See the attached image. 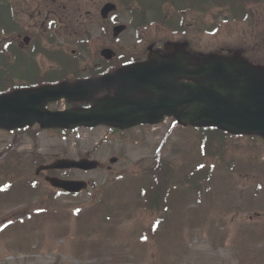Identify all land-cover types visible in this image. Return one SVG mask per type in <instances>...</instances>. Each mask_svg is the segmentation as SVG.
I'll list each match as a JSON object with an SVG mask.
<instances>
[{
	"label": "rangeland",
	"instance_id": "374dc122",
	"mask_svg": "<svg viewBox=\"0 0 264 264\" xmlns=\"http://www.w3.org/2000/svg\"><path fill=\"white\" fill-rule=\"evenodd\" d=\"M8 1L15 5L25 31L48 48L50 34L59 45L51 48L60 47L66 54L79 48L80 37H89L85 66L96 62L109 43L112 22H103L99 15L107 2L117 0ZM250 11L255 12L250 23L256 27V58L249 60L264 67V0ZM48 12L51 17L45 18ZM129 12L121 7L116 20L129 23ZM216 14L186 17L187 36L154 28L142 42L128 31L113 47L133 54L130 50L143 51L145 45L157 43L161 51L171 52V45L185 41L198 54L230 48L229 54L245 55L242 50L255 42L251 27L221 23L209 32ZM24 38L22 34L19 43ZM40 65L51 68L45 60ZM65 106L61 102L50 109ZM173 123L168 121L156 132L148 127L114 134L107 127L66 133L39 127L26 133L0 132V162L14 153L19 162L18 173L10 163L0 167V176H5L0 188L15 187L24 179L38 187L34 192L13 190L14 200L7 199L0 207V225L22 222L1 236L0 264H264V140L258 136L229 140L224 160L217 162L202 156L199 132L170 128ZM35 155L43 164L87 157L101 167L90 173L68 172L67 178L84 180L90 187L80 195L65 196L52 190L44 177L35 176ZM111 158L118 162L112 165ZM159 160L164 161L163 169L157 167ZM167 169L173 173L174 189L163 201L169 209H143L140 192L151 184L149 174ZM200 172L201 194L196 195L189 191L190 184L181 182L188 183Z\"/></svg>",
	"mask_w": 264,
	"mask_h": 264
},
{
	"label": "water",
	"instance_id": "95a60500",
	"mask_svg": "<svg viewBox=\"0 0 264 264\" xmlns=\"http://www.w3.org/2000/svg\"><path fill=\"white\" fill-rule=\"evenodd\" d=\"M116 10L106 5L102 15ZM125 26L115 29L118 37ZM184 50V45L181 47ZM102 55L112 59L115 53L104 50ZM176 62L151 50L153 64L127 67L118 74L106 76L86 85L43 87L33 91H18L0 97V129H16L39 123L43 129L91 128L99 125L129 128L163 121L167 115L182 125L217 127L240 134H259L264 137V70L249 66L239 58H207L194 67L188 65L189 55L175 56ZM186 77L192 82L180 83ZM117 89L115 97L98 101L88 111L50 112L44 107L60 101L91 100L103 89ZM142 94L145 98H137ZM116 162V160H112ZM99 167L95 161L58 160L38 170L93 171ZM50 184L69 193H79L88 185L80 181L48 178Z\"/></svg>",
	"mask_w": 264,
	"mask_h": 264
},
{
	"label": "trees",
	"instance_id": "16d2710c",
	"mask_svg": "<svg viewBox=\"0 0 264 264\" xmlns=\"http://www.w3.org/2000/svg\"><path fill=\"white\" fill-rule=\"evenodd\" d=\"M170 2H171V0H170ZM235 3H236L235 1H232L230 7L231 8L234 7ZM15 29H16L15 22L13 20L11 12H9L8 18L6 20H3L1 18V20H0V30H1L2 34H5L6 36H9V35H11L14 32ZM54 53L55 52L51 53V52H47L45 50H41V51L38 52V55H43L46 58L55 59L56 54H54ZM65 60H66V62L68 64L59 63V70L56 72V74L59 75V74L63 73L66 76H72V75L73 76H77L78 75V71L76 69V64H74L70 59L66 58ZM38 79H39L38 83H41V82L45 81L44 78L39 77V76H38ZM58 80H60V78L54 76L51 79H47L46 82L54 83V82H56ZM204 139H205V144H203V149H204V152H205L206 149L212 148L213 147L212 144L215 143V142L218 145V149L220 148V150H221V146L220 145L222 143L223 144L226 143L225 139H228V136L225 133H221V132H219L217 130H213L212 132L210 131V133L208 135L205 134L204 135ZM167 174H168V171H167ZM197 177H198V175H197ZM157 195H160L159 202L161 203L163 201V198L166 195V190H164L162 188V180H161V178H160L159 193ZM151 201H152V206L151 207H156L157 206V198H151Z\"/></svg>",
	"mask_w": 264,
	"mask_h": 264
},
{
	"label": "flooded vegetation",
	"instance_id": "af4514ba",
	"mask_svg": "<svg viewBox=\"0 0 264 264\" xmlns=\"http://www.w3.org/2000/svg\"><path fill=\"white\" fill-rule=\"evenodd\" d=\"M39 16H40L39 18H41L42 17V13H40ZM136 62H139V61H136ZM84 106H88V105H84Z\"/></svg>",
	"mask_w": 264,
	"mask_h": 264
}]
</instances>
